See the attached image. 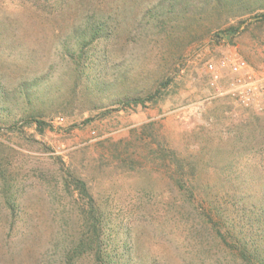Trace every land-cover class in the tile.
Masks as SVG:
<instances>
[{"label": "rangeland", "instance_id": "obj_1", "mask_svg": "<svg viewBox=\"0 0 264 264\" xmlns=\"http://www.w3.org/2000/svg\"><path fill=\"white\" fill-rule=\"evenodd\" d=\"M237 56L264 0H0V264H264Z\"/></svg>", "mask_w": 264, "mask_h": 264}, {"label": "built area", "instance_id": "obj_2", "mask_svg": "<svg viewBox=\"0 0 264 264\" xmlns=\"http://www.w3.org/2000/svg\"><path fill=\"white\" fill-rule=\"evenodd\" d=\"M236 76L231 91L245 106H259L264 103V72L254 69L243 57L224 61L218 68L209 64L208 70L214 81L222 78L220 69H226Z\"/></svg>", "mask_w": 264, "mask_h": 264}, {"label": "trees", "instance_id": "obj_3", "mask_svg": "<svg viewBox=\"0 0 264 264\" xmlns=\"http://www.w3.org/2000/svg\"><path fill=\"white\" fill-rule=\"evenodd\" d=\"M100 32H101V31H99V30H96L95 32H91V35H92L93 39H97V38H99ZM133 102H134L135 104H139V103H140L139 100H133ZM31 123H37L39 127H44V126H46V124H45L44 122H42V121H38V120H36V119L31 120ZM244 256L246 257V253L244 254ZM253 264H257V263L254 262Z\"/></svg>", "mask_w": 264, "mask_h": 264}]
</instances>
